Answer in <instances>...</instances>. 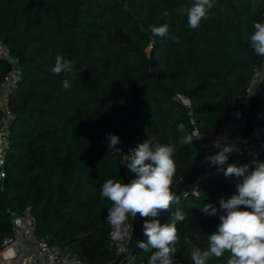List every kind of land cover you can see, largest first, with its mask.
Listing matches in <instances>:
<instances>
[{
    "label": "trees",
    "instance_id": "obj_1",
    "mask_svg": "<svg viewBox=\"0 0 264 264\" xmlns=\"http://www.w3.org/2000/svg\"><path fill=\"white\" fill-rule=\"evenodd\" d=\"M191 2L0 0V41L22 71L11 96V146L0 181V249L12 234L11 213L30 209L36 235L84 264H147L151 252L137 241L147 242L142 225L148 218H141L125 255L117 258L111 245V202L101 197V188L107 179L128 183L135 173L127 176L121 156L109 149V133L120 141L126 136L133 146L149 136L177 146L173 189L188 219L178 225L175 259L193 264L191 247L207 249V236L220 221L201 208H218L221 198L236 193L240 178L226 177L227 167L219 171L203 163L204 149L264 61L248 42L253 22L264 21V0L254 11L251 0H214L215 17L195 30L177 12ZM165 10L169 33L153 38L149 26L167 22ZM61 53L74 62L68 76L51 72ZM9 71L0 58V87ZM64 79L71 88L62 87ZM177 94L191 101V109ZM181 122L204 139L179 146ZM258 161L264 162V153ZM251 162L233 164L251 171ZM169 217L164 212L156 219L163 224ZM229 256L208 264H226Z\"/></svg>",
    "mask_w": 264,
    "mask_h": 264
},
{
    "label": "clouds",
    "instance_id": "obj_2",
    "mask_svg": "<svg viewBox=\"0 0 264 264\" xmlns=\"http://www.w3.org/2000/svg\"><path fill=\"white\" fill-rule=\"evenodd\" d=\"M256 6L257 0H251L253 11ZM213 8L214 0H192L190 4L181 5L177 12L181 17H187L188 27L195 30L202 21L215 17ZM162 16L168 18L167 22L149 26L153 38H163L169 33L170 14L165 10ZM252 28L254 31L248 38L250 47L255 55L264 57V21L253 22ZM175 42L179 43L178 40ZM74 67V62L61 53L56 56L51 72L68 76L74 72ZM62 87L71 88L68 79L62 81ZM177 132L181 133L177 141L181 147L204 139L202 134L190 131L183 122L177 125ZM107 139L111 151H121L117 147L121 142L119 136L109 133ZM224 139L215 141L213 147L219 150L206 157L211 166L223 168L229 156L239 150L235 143L226 144ZM130 153L125 156V164L130 172L135 173V178L128 183L107 179L100 192L102 198L111 202L106 219L112 229L110 235L115 240L128 238L126 221L134 220L139 214L141 218H148L142 225L147 242L137 241V247L151 252L147 264H178L175 259L180 240L178 225L188 219V213L179 207L181 196L173 189L177 146L162 144L149 136ZM251 163L254 166L251 171L247 164H229L224 175L240 178L236 193L228 199L221 198L218 208L212 204L201 208L206 215H218L220 223L217 231L207 236L206 250L195 245L189 250L193 264H208L209 260L221 258L225 252L230 253L226 264H264V162L253 159ZM164 212H170V217L168 222L161 224L156 218ZM129 227L132 229L131 225Z\"/></svg>",
    "mask_w": 264,
    "mask_h": 264
},
{
    "label": "built area",
    "instance_id": "obj_3",
    "mask_svg": "<svg viewBox=\"0 0 264 264\" xmlns=\"http://www.w3.org/2000/svg\"><path fill=\"white\" fill-rule=\"evenodd\" d=\"M0 58L10 64V71L6 74L0 87V181L6 178L4 170L5 163L10 150V129L13 122V112L11 108V96L17 89L22 79V71L18 60L13 58L10 49L0 41ZM264 85V61L254 70L252 80L245 91L234 101L228 120L223 123L213 141L221 138L224 143H235L238 149L241 147L245 137L251 107L258 95L259 90ZM176 99L185 107L191 109V101L177 94ZM194 132L199 133L197 130ZM211 146L204 149L203 163H207L206 157L215 154L219 149ZM136 146L129 143L126 136H122L120 152H117L122 159V166L127 174L131 175L127 168L125 156L131 155L130 151ZM264 153V99L255 113V123L251 130L246 147L243 151L233 152L223 166L218 167L222 171L229 164H233L240 159L259 160ZM12 234L6 238L0 249V264H84L75 254L69 250L53 247L48 238H41L36 235V221L30 209L23 214L11 213ZM141 220L139 214L134 220L126 221V231L130 236L124 240H115L110 235L111 245L115 250L117 258L127 253L133 234ZM132 226L131 227L129 226ZM111 233V232H110ZM132 233V235H131Z\"/></svg>",
    "mask_w": 264,
    "mask_h": 264
},
{
    "label": "water",
    "instance_id": "obj_4",
    "mask_svg": "<svg viewBox=\"0 0 264 264\" xmlns=\"http://www.w3.org/2000/svg\"><path fill=\"white\" fill-rule=\"evenodd\" d=\"M264 99V85L263 87L259 90L258 95L251 107V111H250V115H249V120H248V124H247V129H246V133H245V137L243 139L242 145L239 148L238 152H241L245 149L247 141L249 139L251 130L254 126L255 123V113L259 107V105L261 104L262 100Z\"/></svg>",
    "mask_w": 264,
    "mask_h": 264
}]
</instances>
